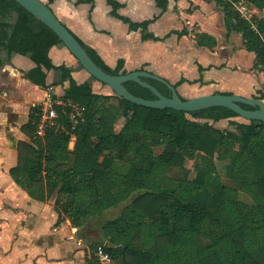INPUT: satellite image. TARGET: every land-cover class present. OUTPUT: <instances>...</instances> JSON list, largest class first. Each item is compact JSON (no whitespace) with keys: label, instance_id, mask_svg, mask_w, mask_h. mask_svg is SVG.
Here are the masks:
<instances>
[{"label":"trees","instance_id":"16d2710c","mask_svg":"<svg viewBox=\"0 0 264 264\" xmlns=\"http://www.w3.org/2000/svg\"><path fill=\"white\" fill-rule=\"evenodd\" d=\"M85 1L94 0H79ZM107 1L114 16L141 29L144 40L159 39L148 32L153 19L133 22L119 14L121 2ZM214 1L224 13L227 36L240 33L246 49L255 54L254 68L264 72V15L246 19L233 4L240 0ZM245 1L264 12V0ZM156 2L166 10L169 0ZM195 39L200 46L217 44L207 33H196ZM79 41L106 72H129L123 59L111 67L94 48ZM56 45L64 44L43 21L16 0H0V65L15 53L26 55L36 64L24 72L33 84L48 89L50 70L60 73V81L51 85L68 82L60 97L64 104L54 106L58 117L53 125L38 134L41 105H34L21 125L27 139L17 142L11 177L31 198L54 200L58 224L68 218L72 226L84 227L122 206L118 216L102 225L110 246L91 245L87 264H99L95 251L100 246L119 264H264V122L238 121L235 117L240 115L225 106L186 112L96 93L90 82L79 83L73 77V67L53 62L50 51ZM142 79L172 96L160 80ZM125 86L136 96L156 98L133 80ZM255 97L264 99V87ZM120 118L125 123L117 131ZM224 119L235 130L213 126ZM209 132L219 136L210 139ZM206 137L211 141L207 151ZM244 156L252 162L255 178L250 181L236 174ZM226 178L253 192L258 198L255 207L242 201L240 189Z\"/></svg>","mask_w":264,"mask_h":264},{"label":"crops","instance_id":"0c3cea01","mask_svg":"<svg viewBox=\"0 0 264 264\" xmlns=\"http://www.w3.org/2000/svg\"><path fill=\"white\" fill-rule=\"evenodd\" d=\"M118 1L123 4L119 14L131 21L153 19L148 32L159 39L144 40L140 28L132 29L128 22L112 14L107 0H55L50 5L59 19L94 48L108 65L115 67L123 59L129 72L155 73L177 84L185 98L187 94L193 98L218 92L255 97L264 87V72L254 68L255 54L240 41V33L232 32L227 36L224 13L214 0H169L166 10L158 6L156 0ZM253 7L254 14L264 15ZM196 33L215 37L217 44L214 47L198 45ZM1 56L4 58L5 53ZM50 56L56 65L64 63L73 67V77L79 83L90 82L94 92L112 93L93 78L64 45L54 46ZM8 61L16 67L11 74L31 90L32 100L43 102L50 90L53 95L54 89L53 97L57 96L62 102L60 97L68 82L51 85L60 81L58 71L47 72L50 87L43 89L24 75L36 66L29 56L15 53ZM3 121L0 110V125ZM22 134L25 137L19 139H26ZM16 163L17 150L9 161H3L0 151V264H87L91 254L87 255L78 231L83 227L72 226L68 218L58 224L54 200H35L13 180L10 168ZM102 242L110 246L104 235Z\"/></svg>","mask_w":264,"mask_h":264},{"label":"water","instance_id":"95a60500","mask_svg":"<svg viewBox=\"0 0 264 264\" xmlns=\"http://www.w3.org/2000/svg\"><path fill=\"white\" fill-rule=\"evenodd\" d=\"M37 18L49 26L63 42L65 47L78 60L80 65L95 79L108 85L114 95L124 97L138 105L152 108H172L191 112L211 106H225L237 112L248 121L264 122V100L256 97H245L237 94L211 93L193 98L183 97L177 87L167 79L147 70L130 71L126 74L112 75L103 70L90 56L77 36L59 19L47 0H16ZM142 77H151L166 84L172 91V96L161 93L154 85L144 81ZM133 80L152 90L155 99H145L134 95L125 86V82ZM242 104H248L257 109H245Z\"/></svg>","mask_w":264,"mask_h":264},{"label":"rangeland","instance_id":"374dc122","mask_svg":"<svg viewBox=\"0 0 264 264\" xmlns=\"http://www.w3.org/2000/svg\"><path fill=\"white\" fill-rule=\"evenodd\" d=\"M245 1V0H241ZM249 7L251 12L254 11L253 5L249 2L245 1ZM254 13V12H253ZM262 13H260L261 15ZM256 15V14H255ZM242 41V38L240 40ZM16 70L15 65H11L10 61H5L2 65H0V110L2 111V116L4 121L0 125V151L2 152L3 161H9L14 155L16 151V146L18 139L24 138L25 136L22 134L20 130V125L27 120L28 114L34 105H41L43 102L38 103L36 100H32V92L27 85H25L21 79L16 78L11 74V71ZM106 89L110 92L111 88L103 84ZM53 95H55V90L53 89ZM187 98H190L189 95H186ZM13 103L12 107L11 104ZM62 104L63 101H62ZM17 105V106H16ZM11 109V110H10ZM15 109V110H13ZM5 116L7 117L5 119ZM236 120L241 122H248L247 119L238 116L235 117ZM125 123L124 118H120V120L116 124V130L119 131ZM215 128L220 130L226 129H234L235 126H231L229 124V119L221 120L213 125ZM210 139H215L219 135L215 132H209ZM27 139V137H26ZM205 148L207 151L211 148V141L209 139L205 140ZM160 151V150H158ZM188 166L191 165L189 161L187 163ZM237 176L240 179L244 180H253L255 175L252 171V162L249 156H244L242 162L237 167L236 171ZM228 184L235 185L238 189H240V198L242 201L246 202L250 207H255L258 202V198L254 195L253 192L239 188V185L234 183L233 181L227 179ZM247 180V181H248ZM122 206L117 208L110 209L106 211L102 216L94 218L90 223H87L83 228H81L80 234L82 235V243L86 246L87 255H90L93 252L91 245H95L100 243L103 239V230L102 225L111 218L118 216L121 213ZM90 238V239H89ZM92 241V243L90 242ZM90 242V243H89ZM89 243V244H88ZM89 253V254H88ZM114 264H119V262L115 261Z\"/></svg>","mask_w":264,"mask_h":264},{"label":"built area","instance_id":"2783aa9c","mask_svg":"<svg viewBox=\"0 0 264 264\" xmlns=\"http://www.w3.org/2000/svg\"><path fill=\"white\" fill-rule=\"evenodd\" d=\"M236 9L239 11L242 17L246 19H251L255 14L249 10L248 5L245 1H236L233 3ZM50 90V89H49ZM60 104L62 102L55 100L51 90L48 93L46 100L41 104L40 111L38 116L40 117V123L38 125V134L42 135L45 127L51 126L54 124V120L58 117V111L55 109V104ZM77 110H79L76 107ZM73 115V114H72ZM74 128V127H73ZM75 140V135L71 136L70 147L72 148ZM95 257L99 264H114L112 257L107 253L103 246L98 247L95 251Z\"/></svg>","mask_w":264,"mask_h":264}]
</instances>
